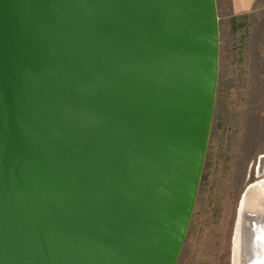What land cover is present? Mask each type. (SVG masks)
I'll return each instance as SVG.
<instances>
[{
    "label": "water",
    "instance_id": "water-1",
    "mask_svg": "<svg viewBox=\"0 0 264 264\" xmlns=\"http://www.w3.org/2000/svg\"><path fill=\"white\" fill-rule=\"evenodd\" d=\"M219 66L217 0H0V264H177ZM233 264H264V179Z\"/></svg>",
    "mask_w": 264,
    "mask_h": 264
},
{
    "label": "rangeland",
    "instance_id": "rangeland-1",
    "mask_svg": "<svg viewBox=\"0 0 264 264\" xmlns=\"http://www.w3.org/2000/svg\"><path fill=\"white\" fill-rule=\"evenodd\" d=\"M217 0L220 66L211 135L194 213L177 264H233L238 210L264 179V0L235 15Z\"/></svg>",
    "mask_w": 264,
    "mask_h": 264
},
{
    "label": "crops",
    "instance_id": "crops-1",
    "mask_svg": "<svg viewBox=\"0 0 264 264\" xmlns=\"http://www.w3.org/2000/svg\"><path fill=\"white\" fill-rule=\"evenodd\" d=\"M257 2L258 0H230V6L235 15H243L250 13Z\"/></svg>",
    "mask_w": 264,
    "mask_h": 264
}]
</instances>
